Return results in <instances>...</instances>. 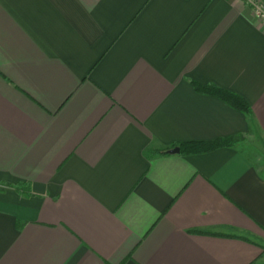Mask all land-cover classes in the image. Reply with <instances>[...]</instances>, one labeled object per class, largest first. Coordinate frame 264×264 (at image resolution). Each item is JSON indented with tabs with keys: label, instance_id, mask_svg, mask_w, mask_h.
<instances>
[{
	"label": "crops",
	"instance_id": "obj_1",
	"mask_svg": "<svg viewBox=\"0 0 264 264\" xmlns=\"http://www.w3.org/2000/svg\"><path fill=\"white\" fill-rule=\"evenodd\" d=\"M0 264H264V22L244 0H0Z\"/></svg>",
	"mask_w": 264,
	"mask_h": 264
},
{
	"label": "trees",
	"instance_id": "obj_2",
	"mask_svg": "<svg viewBox=\"0 0 264 264\" xmlns=\"http://www.w3.org/2000/svg\"><path fill=\"white\" fill-rule=\"evenodd\" d=\"M195 87L198 92L218 97L241 112L246 114L250 112L249 106L246 104V102L234 94L227 93L213 85L202 86L195 84ZM233 141L234 140H219L211 143L184 144L179 146L180 154L193 155L207 153L222 147L231 146Z\"/></svg>",
	"mask_w": 264,
	"mask_h": 264
},
{
	"label": "built area",
	"instance_id": "obj_3",
	"mask_svg": "<svg viewBox=\"0 0 264 264\" xmlns=\"http://www.w3.org/2000/svg\"><path fill=\"white\" fill-rule=\"evenodd\" d=\"M252 8L258 19L264 22V5L259 0H244Z\"/></svg>",
	"mask_w": 264,
	"mask_h": 264
},
{
	"label": "water",
	"instance_id": "obj_4",
	"mask_svg": "<svg viewBox=\"0 0 264 264\" xmlns=\"http://www.w3.org/2000/svg\"><path fill=\"white\" fill-rule=\"evenodd\" d=\"M168 153L171 154V155H176V154H179L180 153V149L179 148H176L174 150L169 151Z\"/></svg>",
	"mask_w": 264,
	"mask_h": 264
},
{
	"label": "rangeland",
	"instance_id": "obj_5",
	"mask_svg": "<svg viewBox=\"0 0 264 264\" xmlns=\"http://www.w3.org/2000/svg\"><path fill=\"white\" fill-rule=\"evenodd\" d=\"M234 142V141H233Z\"/></svg>",
	"mask_w": 264,
	"mask_h": 264
}]
</instances>
